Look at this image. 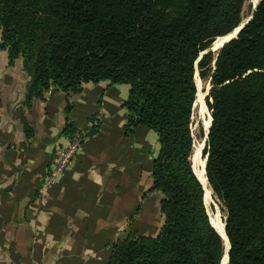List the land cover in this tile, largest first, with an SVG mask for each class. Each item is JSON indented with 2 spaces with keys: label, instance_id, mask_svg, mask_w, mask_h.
<instances>
[{
  "label": "trees",
  "instance_id": "obj_1",
  "mask_svg": "<svg viewBox=\"0 0 264 264\" xmlns=\"http://www.w3.org/2000/svg\"><path fill=\"white\" fill-rule=\"evenodd\" d=\"M245 1L0 0V50L9 65L21 60L29 76L25 105L44 101L51 88L78 93L88 82L126 84L123 134L157 135L150 191L162 196V226L155 236L129 230L110 244L106 264L223 260L225 244L192 167L196 75L210 80L202 156L224 207L228 264H264V0L236 37L210 50L240 25ZM99 126L92 118L78 129L67 118L63 134L83 143ZM24 131L33 132L25 121Z\"/></svg>",
  "mask_w": 264,
  "mask_h": 264
},
{
  "label": "crops",
  "instance_id": "obj_2",
  "mask_svg": "<svg viewBox=\"0 0 264 264\" xmlns=\"http://www.w3.org/2000/svg\"><path fill=\"white\" fill-rule=\"evenodd\" d=\"M28 82L21 60L9 65L0 50V264H106L110 244L129 230L157 235L162 196L150 191V162L159 144L151 130L123 134L129 86L51 88L44 101L27 106ZM67 118L78 129L92 118L100 126L62 179L44 191ZM24 121L33 131L28 136Z\"/></svg>",
  "mask_w": 264,
  "mask_h": 264
},
{
  "label": "rangeland",
  "instance_id": "obj_3",
  "mask_svg": "<svg viewBox=\"0 0 264 264\" xmlns=\"http://www.w3.org/2000/svg\"><path fill=\"white\" fill-rule=\"evenodd\" d=\"M258 1L259 0H246L245 1L244 11H243V13H244L243 19L244 20L246 18H249L251 11L254 7V4H256ZM218 49L219 48H217L216 50L214 49L213 51H217ZM195 81H196V83L198 82L200 84V88H199L200 90L199 91L201 92V94H203L202 99H203L205 109H204V111L202 110V107L199 105L200 102L193 106V118H192L193 119V125H192V127H193V131L195 134V146H194L193 155H194V152L196 150L195 147H197L199 144L202 147V148L200 147L201 148L200 155L202 156V149H203L204 144H205V142H204L205 136H203V134L205 135V133H206V129L204 127L206 126V122L208 120V115H210V111H209L207 104H206V96H207L209 88H210V82H209L210 80L208 78L201 79L200 77H198V75H196ZM197 92H198V90H197ZM201 131H202V135H200ZM202 141H203V143H202ZM193 155L191 158L192 160H193ZM193 164H194V162L192 161V166H193ZM205 206H206V209L208 211L210 218L214 219L215 215L217 214L219 216L220 220L224 222V217H223V216H225L224 207H223L222 203L213 194L210 196V199L208 200V202L205 203ZM156 215H157V213H156ZM156 218H157V216H156ZM157 222H159V217H158L157 221L155 219V223H157ZM159 225H160V223L157 224V227Z\"/></svg>",
  "mask_w": 264,
  "mask_h": 264
},
{
  "label": "built area",
  "instance_id": "obj_4",
  "mask_svg": "<svg viewBox=\"0 0 264 264\" xmlns=\"http://www.w3.org/2000/svg\"><path fill=\"white\" fill-rule=\"evenodd\" d=\"M81 145V137L77 134L72 137H63L57 142L51 165L44 179V191L56 185L65 172L71 168Z\"/></svg>",
  "mask_w": 264,
  "mask_h": 264
},
{
  "label": "bare ground",
  "instance_id": "obj_5",
  "mask_svg": "<svg viewBox=\"0 0 264 264\" xmlns=\"http://www.w3.org/2000/svg\"><path fill=\"white\" fill-rule=\"evenodd\" d=\"M248 18H246L245 20L243 19L242 21L244 22V21H246ZM235 31L236 30H234V31H232L231 33H229V34H227V35H224V36H220V37H217L216 39H215V41H214V43H213V45H212V48L213 49H217V48H219L220 47V45L224 42V41H226L227 39H229L230 37H232V36H234V33H235ZM211 48V49H212ZM197 84V90H198V92H197V97H196V100H195V103H194V105H196L197 103H199L200 102V106L202 107V110L204 111V109H205V106H204V103H203V94H201V92L199 91L200 89V84L197 82L196 83ZM210 115H208V120H207V122H206V126L204 127L205 129H206V131H207V128H208V126H209V123H210ZM198 143V142H197ZM202 143H203V141H202ZM201 144V143H200ZM201 145H199L198 144V146L197 147H195L196 148V150H195V152H194V155H193V162H194V164H193V168H194V171H195V173H196V175L198 174V172L200 173V175H201V177H200V179L202 178L204 181H205V175H204V158L200 155V151H201ZM204 189V202L205 203H207L208 202V200L210 199V196L212 195V191H211V189H210V187H209V185L207 184V182H206V187H204L203 188ZM224 217V216H223ZM210 220H211V223H212V225H214V223H215V225L219 228V229H221L222 230V228H223V221H221L220 220V218H219V216L216 214L215 215V217H214V219L213 218H210ZM225 246H227V243H226V240H225ZM221 264H226V257H223V260H222V262H221Z\"/></svg>",
  "mask_w": 264,
  "mask_h": 264
},
{
  "label": "water",
  "instance_id": "obj_6",
  "mask_svg": "<svg viewBox=\"0 0 264 264\" xmlns=\"http://www.w3.org/2000/svg\"><path fill=\"white\" fill-rule=\"evenodd\" d=\"M261 0H259L256 4H254V7H253V9H252V11H251V14H250V16H249V18L246 20V21H242L241 23H240V25L235 29L236 31H235V33H234V36H232V37H230L229 39H227L226 41H224L223 43H222V45L225 43V42H228L230 39H232V38H234V37H236L237 36V34H238V32L252 19V17H253V14H254V12H255V10H256V7H257V5L259 4V2H260ZM221 45V46H222ZM220 46V47H221ZM219 47V48H220ZM210 50H214L213 48L212 49H210ZM206 52V51H205ZM204 52V53H205ZM211 117V116H210ZM210 124H211V118H210V123H209V126H208V128H207V131H206V133H205V138H204V142L206 141V139H207V136H208V129H209V127H210ZM205 163H206V156L204 157V175H205ZM193 167V166H192ZM193 170H194V168H193ZM195 172V171H194ZM196 174V173H195ZM197 176V178H198V180L200 181V183L202 184V186H203V188L204 187H206V182H207V179H205V181L201 178L200 179V177H201V175H200V173L198 172V174L196 175ZM200 176V177H199ZM205 178H206V175H205ZM207 184H208V182H207ZM224 220H225V218H224ZM214 228L218 231V233L220 234V236L222 237V239H223V241H224V244H225V240H226V243H227V246H225V255H224V257H226V264H228V253H229V249H230V247H229V242H228V239H227V236H226V234H225V223L223 222V228H222V230L221 229H219L216 225H215V223H214Z\"/></svg>",
  "mask_w": 264,
  "mask_h": 264
}]
</instances>
